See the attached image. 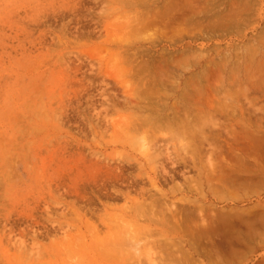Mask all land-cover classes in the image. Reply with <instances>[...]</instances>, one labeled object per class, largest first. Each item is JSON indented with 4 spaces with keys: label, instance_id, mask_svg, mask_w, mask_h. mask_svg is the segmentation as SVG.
<instances>
[{
    "label": "rangeland",
    "instance_id": "1",
    "mask_svg": "<svg viewBox=\"0 0 264 264\" xmlns=\"http://www.w3.org/2000/svg\"><path fill=\"white\" fill-rule=\"evenodd\" d=\"M215 1L196 3L200 29L181 37L169 32L167 38L155 26H141L144 7L132 0H0V264H171L166 253L181 251L191 254L193 264H207L204 252L210 248L244 252L236 253L237 262L222 264L264 259V0ZM180 13L175 15H187ZM228 14L229 22H217ZM185 47L199 59L178 67L173 76L178 84L172 87L167 80L162 95L174 94L202 69L210 71V62H229L216 85V96L224 99L220 105L228 108L212 118L229 131L215 136L204 129V136L222 149L231 148L233 136L242 138L232 153L222 150L228 155L214 158L222 167L214 175L232 180L230 196L219 184L212 186L215 181L206 182L207 144L199 156L188 151L195 165L190 159L173 164L167 156L179 154L177 144L191 136L163 123L149 131L141 125L147 113L129 97L142 89L140 64L178 56ZM162 89L153 100L172 105L176 99H165ZM106 166L118 168L122 181L101 182ZM75 184L79 194L72 192ZM151 201L162 212L159 220L169 207L183 215L193 205L207 207L202 223L218 230L206 238L211 244L148 223L152 216L137 203ZM196 219L200 230L203 224ZM170 240L167 249L158 248Z\"/></svg>",
    "mask_w": 264,
    "mask_h": 264
},
{
    "label": "bare ground",
    "instance_id": "2",
    "mask_svg": "<svg viewBox=\"0 0 264 264\" xmlns=\"http://www.w3.org/2000/svg\"><path fill=\"white\" fill-rule=\"evenodd\" d=\"M202 0H132V3H134L135 5H139L140 7H144V13H142V15L139 17L140 18V22H141V26L146 25L145 27L148 26H153L152 28L157 27L162 34H166V36H168L169 32H171L173 35H175L176 37H181L183 35H185V33L187 34L190 31H194L196 30V28L201 27V25L199 23L202 22H196L197 20H195V16H196V3L200 2ZM205 1V0H204ZM217 1V0H216ZM215 1V2H216ZM212 3V2H211ZM202 4V3H201ZM213 4V3H212ZM131 6V5H130ZM179 9H185L184 11L187 12V15H183V16H177L175 15V12H177L178 14L181 12ZM198 9V8H197ZM179 10V11H178ZM141 11V10H140ZM183 11V12H184ZM182 12V13H183ZM234 11L231 10L229 13L232 14ZM180 13V15L182 14ZM199 13V12H198ZM236 13V12H235ZM228 14L225 17H218L219 19H217V22H224L226 24V22H229V18L231 17V15ZM198 15V14H197ZM208 15V12L206 13H202L201 16H206ZM212 15V14H211ZM214 16V14H213ZM203 17V18H204ZM211 17V16H210ZM217 17V15H216ZM199 18V17H198ZM208 18V17H207ZM236 18V17H235ZM197 19V18H196ZM143 24V25H142ZM209 25H212L209 24ZM206 26V25H205ZM227 26V25H226ZM204 26H202L203 28ZM208 27V26H207ZM201 28V30H203ZM200 30V31H201ZM197 32V31H196ZM161 34V35H162ZM172 34H169V36H171ZM169 36L167 38H169ZM163 38V37H162ZM260 46V45H259ZM173 52V51H172ZM254 53V52H253ZM171 54V53H169ZM160 58V57H159ZM199 59V56L196 54L192 53V49L190 47H185L183 48L179 53L178 56H170L167 55L166 58H164V56H161V58L156 61V63H150L149 62H144L142 64H140L139 69L140 72L142 73V77L140 79L143 78V80H141V88L140 93H135L134 95L130 94L129 97L134 98L137 100L136 104H138V110L142 113H147L146 119L145 120H141V125L145 126L148 128L149 131H153V129H155L160 123H163L164 125L173 127L174 130L177 131H182L185 132L186 134L191 136V139L188 142H182V144L178 145L177 144V149L180 152L179 154H177L174 158H171L170 156H167V159L172 161L173 160V164L175 163V161H180L183 163H186L187 159H190L192 161V164L195 165V158H193L194 156H191L190 154H188L189 152H194L196 155L199 156V151L201 149H203L202 146L203 143L206 145L207 147H210L209 150V154H208V158H207V162L206 165L208 166V170H207V174L205 175V179L207 183L213 182L215 181V184L212 185L215 187L216 183L219 184L222 194L223 195H229V194H233L232 190L229 189L230 185L232 183V180L230 181V178H227L225 175H220V174H216L214 175L215 172V168L217 167V169L219 168V170L222 169V167L220 168L221 165L218 164L217 159L214 160V158L217 155L221 154H225V152H221L223 151H227L229 153L230 150L232 149V145L235 146L237 139L239 140L237 142V144H240L241 141V137L237 138L236 135L233 136V142L231 146V148L228 147V149L225 148L222 149L221 146L215 141L214 139V143L210 142L211 139L208 134H207V139L208 137L210 138L209 141H207L206 135L204 136V129H208L211 130L209 131L211 134L217 136V135H222V133L227 134L228 133V129H227V125H225L224 123H220L216 120V122L212 119L214 116V113L216 111H219L220 109L223 110L225 109V107L223 104L220 105V102L224 101V99H220L218 96H216L218 89L216 88V85L218 83L222 84L221 82L224 80V76H223V72L226 69V67L228 66V61L226 62L225 60L223 62L220 63H212L210 62V65L212 66L211 70L208 71L207 69H202L201 74H195V78L194 76H190L191 78L184 81L183 82V86L181 87L180 90L175 91L174 94L172 95H162L163 91H167V89L165 90L164 88H166V86L168 85L167 80H170L169 85L171 84V86H175L178 84L177 79H174V71L176 69H178V67L182 68L184 65H188V61L190 60H196ZM202 59V58H201ZM153 61V59H152ZM213 62V61H212ZM194 63V62H193ZM158 66V67H157ZM136 68V67H135ZM183 69V68H182ZM229 69V68H228ZM231 72L230 73V77L232 78V82H235L237 84V80L235 79V75H234V71L232 68L229 69ZM208 71V72H207ZM56 73V72H55ZM225 73V72H224ZM140 75V73H139ZM192 75V74H191ZM57 77V76H55ZM138 77V76H137ZM193 77V78H192ZM189 78V77H188ZM204 83V84H203ZM225 83V82H224ZM167 84V85H166ZM166 85V86H165ZM238 85V84H237ZM69 86V85H68ZM165 86V87H164ZM172 86V87H173ZM215 87V88H213ZM163 88V89H162ZM162 89V93L161 95L163 97H165V99L167 97H171L172 99L175 98V102H173L172 105H168L167 103H163V102H167V101H162L160 104L157 101L153 100V97H158L160 96V90ZM166 94V93H165ZM133 98V99H134ZM196 108V109H195ZM228 108V107H227ZM227 108L225 110H227ZM224 110V111H225ZM192 111H197L198 116L195 114V116H193L194 112ZM217 113V112H216ZM224 113H227L226 111ZM211 115V117H210ZM208 116V119L205 121H202V118ZM215 117V116H214ZM55 124V123H54ZM229 125V124H228ZM233 125V124H232ZM227 126V127H226ZM230 126V125H229ZM232 127V126H231ZM241 127V126H240ZM239 127V128H240ZM230 128V127H229ZM207 130V132H208ZM233 131V130H232ZM239 131V130H238ZM234 132V131H233ZM240 132V131H239ZM243 133V132H242ZM245 133V132H244ZM233 134V133H232ZM240 134V133H239ZM237 134V136L239 135ZM210 135V134H209ZM249 135V134H248ZM230 136V135H229ZM242 136V135H241ZM204 137V138H203ZM235 137V138H234ZM214 138V137H213ZM216 138V137H215ZM219 138V136L217 137V139ZM221 139V138H219ZM197 140V141H196ZM203 141H207V143L203 142ZM216 142V143H215ZM219 142V141H218ZM225 142V141H224ZM232 142V141H231ZM226 144V143H225ZM236 144V145H237ZM242 145V143H241ZM250 145V144H249ZM149 147V146H148ZM238 147V145H237ZM145 148V146H144ZM151 148V147H149ZM244 148V147H242ZM151 149H154L153 147ZM226 149V150H225ZM237 149V148H236ZM253 149V148H252ZM149 150V149H146ZM145 150V151H146ZM233 150V149H232ZM152 151V150H151ZM150 151V154H151ZM202 151V150H201ZM238 151V150H237ZM155 150H153V154H154ZM199 152V153H196ZM226 152V153H227ZM178 153V152H177ZM183 154V155H182ZM241 154V153H240ZM239 154V155H240ZM247 154V153H246ZM249 154V153H248ZM155 155V154H154ZM154 155H150L151 157ZM158 155V154H157ZM186 155H188L186 158ZM225 155H228L225 154ZM230 155V154H229ZM232 155V154H231ZM238 155V154H237ZM144 156H146L144 154ZM205 156V155H204ZM224 156V155H223ZM236 156V155H235ZM155 157V156H154ZM152 157V158H154ZM157 157V156H156ZM155 157V158H156ZM221 157V155H220ZM219 157V158H220ZM228 157V156H227ZM226 157V158H227ZM149 161L150 162V157L148 156ZM225 158V157H224ZM223 158V159H224ZM233 158V157H232ZM237 160L239 161V156L237 157ZM147 159V158H146ZM197 159L200 160V158L198 157ZM235 159V158H234ZM242 160V158H241ZM153 160H151V163ZM235 161V160H234ZM238 161H235L236 164H238ZM84 162V161H83ZM200 162V161H199ZM222 161H220L221 163ZM226 162V161H225ZM243 162V160H242ZM241 162V163H242ZM85 164V162L83 163ZM91 164V163H90ZM93 165L96 166V163H92ZM223 164L226 166L228 165V163H224ZM240 164V163H239ZM238 164V165H239ZM201 165V164H200ZM219 165V167H218ZM230 165V164H229ZM87 166V165H86ZM232 166V165H231ZM230 166V167H231ZM84 167V166H83ZM93 167V166H92ZM97 167V166H96ZM224 167V166H223ZM229 167V168H230ZM235 167V165H234ZM237 167V166H236ZM240 167L241 164H240ZM74 168V167H73ZM72 168V169H73ZM79 168V167H78ZM201 168V167H200ZM224 168H228L227 166ZM223 168V169H224ZM228 168V169H229ZM84 169V168H83ZM102 169V168H101ZM118 168H116L117 170ZM227 169V170H228ZM235 169V168H232ZM85 170V169H84ZM83 170V172H84ZM116 170H113L112 168L109 167H103V170H101V174L99 175V179L101 182L103 181H108L109 183H113V184H117L119 183V181L121 182L123 177L121 173H117ZM231 170V169H229ZM163 171V170H162ZM202 171V170H201ZM235 172V170H233ZM237 171V170H236ZM93 172V170H92ZM200 171L198 170V173ZM217 172V171H216ZM221 172V171H220ZM6 173V172H5ZM64 173V172H63ZM223 173V172H221ZM241 173V172H239ZM68 174V173H67ZM72 174V173H70ZM75 174V173H74ZM85 174V173H84ZM166 174V173H165ZM69 175V174H68ZM73 175V174H72ZM86 175H87V171H86ZM97 175V176H98ZM240 175V174H239ZM237 175V176H239ZM70 176V175H69ZM68 176V177H69ZM74 176V175H73ZM203 176V175H202ZM72 177V176H71ZM198 177V175H197ZM65 178V177H63ZM70 178V177H69ZM97 178V177H96ZM103 178V179H102ZM201 178V177H200ZM204 178V176H203ZM71 179V178H70ZM158 180V179H156ZM187 180V179H186ZM191 180V179H190ZM196 180V179H194ZM200 180V179H199ZM198 181V180H197ZM157 182V181H156ZM153 180L151 182L152 186L155 188V183ZM188 182V181H187ZM195 182V181H194ZM203 183V181H201ZM200 182V183H201ZM78 184V183H77ZM77 184H75L74 187H72V192H74L75 194L78 193L79 194V188H77ZM90 184V183H89ZM104 184V183H103ZM112 184V185H113ZM173 184V183H172ZM189 186L190 183L188 182ZM206 184V183H205ZM213 184V183H211ZM210 184V185H211ZM59 186V185H58ZM114 186V185H113ZM194 186V185H193ZM206 186V185H205ZM217 186V185H216ZM229 186V187H228ZM90 187V186H89ZM175 187L178 190H182V186L180 185H175ZM232 187H234V185H232ZM194 188V187H193ZM209 188V187H208ZM79 189V190H78ZM187 189V188H185ZM195 189V188H194ZM200 190V189H199ZM212 190V189H211ZM216 190V189H214ZM116 191V190H115ZM114 191V192H115ZM161 191V190H160ZM197 191V190H196ZM202 191V190H201ZM233 191L234 188H233ZM118 191H116L117 193ZM159 192V191H157ZM182 192V191H181ZM214 192V191H213ZM219 192V191H218ZM73 193V195H74ZM216 193V192H215ZM214 193V194H215ZM221 194V195H222ZM81 195V194H80ZM142 195V194H141ZM230 196V195H229ZM111 197V196H110ZM203 197V196H202ZM219 197V196H218ZM141 198H143L141 196ZM61 200V199H60ZM143 201V200H142ZM154 201V200H153ZM70 206V205H69ZM137 206L140 207H144V209L147 210L149 216H152V218H150V222L149 220L148 223H153L156 224L157 226H160L161 230H164L163 228L168 227L169 231L167 229H165V231L167 230V232H171L172 236H181L186 237L188 240H191L193 243L195 240V237L197 238L196 241L198 240H202L203 242V246L204 244H206V247L208 246L207 243L209 242L211 244L210 241H207L206 243V238L209 239L211 236V232H214L216 228H209L211 225H209L208 228H205V224H203L202 222L204 221V216L208 213V208L204 207L203 205L201 206H197V205H193L192 206V210H188V213H185L183 215L176 212L175 210H172L171 207L167 208L166 214L168 215L167 217L164 216L163 214V218L162 220H159L156 215H160L162 216V212L161 211H155V204L154 202L151 201V203L147 204V202H143V203H137ZM213 209V206H211ZM209 207V210L210 208ZM161 208V207H160ZM197 208V209H196ZM191 209V208H190ZM255 210V209H254ZM252 211V210H251ZM256 211V210H255ZM258 211V210H257ZM10 212V211H9ZM76 212V211H75ZM78 213V212H76ZM89 213V211H88ZM196 213V214H194ZM216 213V212H215ZM228 213V212H227ZM241 213V212H240ZM256 213V212H255ZM79 214V213H78ZM90 214V213H89ZM147 214V215H148ZM223 214V213H220ZM236 214V212H235ZM243 214V213H242ZM241 214V215H242ZM250 214V213H248ZM80 215V214H79ZM146 215V216H147ZM216 215V214H215ZM230 215V214H229ZM239 215V214H238ZM240 215V216H241ZM148 216V218H149ZM194 216H197V219H200L201 223L203 224V228H201L200 230H198V228H195L194 226H196V223L194 221ZM208 216V215H206ZM230 216H233L232 214ZM78 217V215H77ZM101 217V216H100ZM157 219L156 221L154 220L155 218ZM169 217V218H168ZM227 217V215H226ZM246 217V216H245ZM250 217V216H249ZM230 218V217H229ZM261 218V217H260ZM196 219V220H197ZM207 219V218H206ZM209 219V218H208ZM228 219V217H227ZM234 219V218H233ZM239 219V218H238ZM237 219V220H238ZM241 219V218H240ZM245 219V218H243ZM154 220V221H153ZM232 220V218L230 219ZM235 220V219H234ZM233 220V221H234ZM209 221V220H208ZM211 221V220H210ZM214 221V220H213ZM241 221V220H240ZM243 221V220H242ZM247 221V220H245ZM219 222V221H218ZM217 222V224H218ZM230 222V221H228ZM227 222V223H228ZM244 222V221H243ZM255 221H253L252 223H254ZM263 222V221H262ZM226 223V222H225ZM224 223V224H225ZM251 223V222H249ZM248 223V224H249ZM256 223V222H255ZM224 224L222 223V225L224 226ZM241 224V223H240ZM208 225V224H207ZM215 225V224H214ZM226 225V224H225ZM228 225V224H227ZM233 225V224H232ZM230 225V226H232ZM236 226H240L239 223L235 224ZM234 225V226H235ZM165 226V227H164ZM201 226V227H202ZM229 227V229L231 230V228ZM233 226V228H235ZM238 226L236 228H238ZM246 226V225H245ZM192 227H194L192 229ZM197 227V226H196ZM212 227V226H211ZM247 227V226H246ZM252 227V226H251ZM250 227V228H251ZM255 229V227H253ZM196 229V231H195ZM208 229V230H207ZM214 229V230H213ZM219 229V228H218ZM223 229V228H222ZM226 229V226L225 228ZM198 230V231H197ZM213 230V231H212ZM227 230V229H226ZM250 230V229H249ZM218 231V230H217ZM215 231V232H217ZM224 232V230H222ZM220 231V232H222ZM236 231V233L238 232L237 230H233ZM240 231V230H239ZM197 232L198 235H196L195 233ZM222 232V234H223ZM228 232V230L226 231ZM225 232V235L227 234ZM219 233V232H218ZM216 233V235L218 234ZM165 234V233H164ZM181 234V235H180ZM214 234V233H213ZM235 234V232L231 233V235ZM239 234V235H238ZM238 234L236 236H240V233L238 232ZM220 235V234H219ZM230 235V233H229ZM242 235V234H241ZM247 235V234H246ZM162 236V235H160ZM228 236V234H227ZM243 236V235H242ZM163 237V236H162ZM178 237V238H179ZM213 237V236H212ZM175 239H178L177 237H173ZM181 238V239H182ZM234 238V237H233ZM180 239V238H179ZM234 239H238V238H234ZM183 240V239H182ZM227 240V239H226ZM235 240V241H236ZM243 240V239H242ZM180 241V240H179ZM185 241V240H184ZM190 241V242H191ZM184 243V242H183ZM193 243L191 244V248L194 249ZM197 242L196 246L199 245ZM230 243V242H229ZM172 244V240H170L169 242H163L162 246L160 247L158 245L159 249H167V247H169V245ZM228 244V243H227ZM238 244V243H237ZM202 245V243H201ZM229 245V244H228ZM239 245V244H238ZM244 245V244H243ZM175 246V245H174ZM210 246V245H209ZM213 246V245H212ZM211 246V247H212ZM230 246V245H229ZM233 245H231L230 247H232ZM203 249V248H202ZM183 250V249H182ZM200 250V249H199ZM232 251V249H230ZM237 250V249H236ZM233 250V251H236ZM250 250V249H249ZM248 250V251H249ZM187 251V250H186ZM203 252V250H200ZM232 251V252H233ZM240 251V250H239ZM242 251V250H241ZM240 251V252H241ZM232 252H225V250L223 249H218V248H210L207 249L204 253H205V259L208 261L207 264H222L220 262L227 260V262L234 260L235 256L237 257L238 254H240V252H236L238 254L235 255L234 253L232 254ZM247 252V251H246ZM198 253V252H197ZM244 252H241V254H243ZM170 252L166 253V258H170V260L172 261L171 264H193L192 260H191V254L188 252H178L177 255H170ZM204 255V254H203ZM241 256V255H240ZM203 257V256H202ZM232 257V258H230ZM244 257V256H243ZM164 259L165 257L160 256V259ZM239 258V256H238ZM241 258V257H240ZM97 261V260H95ZM236 261V260H234ZM239 261V260H238ZM197 262V261H196ZM226 262V263H227ZM237 262V261H236ZM235 262V263H236ZM203 263V262H202ZM232 263V262H231ZM199 264V263H198ZM233 264V263H232Z\"/></svg>",
    "mask_w": 264,
    "mask_h": 264
},
{
    "label": "crops",
    "instance_id": "3",
    "mask_svg": "<svg viewBox=\"0 0 264 264\" xmlns=\"http://www.w3.org/2000/svg\"><path fill=\"white\" fill-rule=\"evenodd\" d=\"M256 264H264V259H262V258H261V259H259V260L257 259V262H256Z\"/></svg>",
    "mask_w": 264,
    "mask_h": 264
}]
</instances>
